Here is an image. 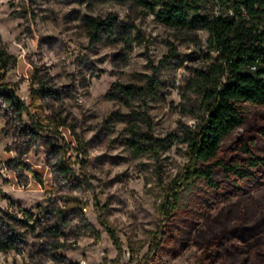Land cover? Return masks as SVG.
Returning a JSON list of instances; mask_svg holds the SVG:
<instances>
[{"label":"rangeland","instance_id":"rangeland-1","mask_svg":"<svg viewBox=\"0 0 264 264\" xmlns=\"http://www.w3.org/2000/svg\"><path fill=\"white\" fill-rule=\"evenodd\" d=\"M85 16L115 27L92 38ZM0 42L13 57L2 82L28 113L20 120L0 99V229L21 251L17 260L0 248V264H115L100 217L123 244L119 264H264L260 172L217 169L219 187L188 177L182 133L202 114L188 81L215 55L203 28H171L133 0H0ZM130 85L140 88L132 97L120 90ZM243 107L222 149L264 118ZM251 150L264 156L259 135ZM171 189L179 205L166 226L159 205ZM159 230L164 246L146 260Z\"/></svg>","mask_w":264,"mask_h":264},{"label":"trees","instance_id":"trees-1","mask_svg":"<svg viewBox=\"0 0 264 264\" xmlns=\"http://www.w3.org/2000/svg\"><path fill=\"white\" fill-rule=\"evenodd\" d=\"M133 1L148 7L156 19L171 28H203L207 32V46L215 54H207L205 67L196 69L194 78L188 81V86L201 95L202 112L193 127L187 126L182 133L189 159L188 177L203 179L211 187H219L214 181L217 169L234 173L239 178L250 177L249 169H254L264 178V156H254L251 150L255 135L264 141L263 117L256 119L253 126L242 131L226 149H222L226 136L243 125L245 103L264 109V0ZM206 1L211 2L216 11L201 14L200 9ZM83 25L94 38L100 32H112L115 22L112 16L107 19L85 16ZM12 60L0 42V99L21 120L23 113L28 114L27 108L14 89L2 82ZM139 89L132 85L120 88L128 97L134 96ZM37 91L49 96L52 94L51 89L43 84ZM151 146L134 144V149L143 153ZM223 154H229L230 162L223 159ZM170 191L159 205L166 226L171 224L172 213L179 205L177 191ZM100 223L118 248L115 264H119L123 244L105 219L100 217ZM163 234L159 230L154 236L152 246L144 255L146 260L154 261L160 255L164 246ZM170 237L173 238L172 235ZM219 241L218 236L209 240L202 256L209 254ZM0 248L7 251L17 249L1 229Z\"/></svg>","mask_w":264,"mask_h":264},{"label":"built area","instance_id":"built-area-1","mask_svg":"<svg viewBox=\"0 0 264 264\" xmlns=\"http://www.w3.org/2000/svg\"><path fill=\"white\" fill-rule=\"evenodd\" d=\"M10 255L15 256V258L17 260H21V251H19L18 249L12 248L10 250L7 251Z\"/></svg>","mask_w":264,"mask_h":264}]
</instances>
